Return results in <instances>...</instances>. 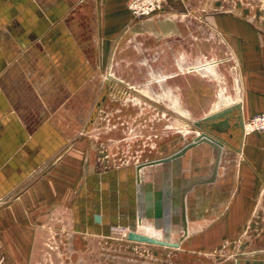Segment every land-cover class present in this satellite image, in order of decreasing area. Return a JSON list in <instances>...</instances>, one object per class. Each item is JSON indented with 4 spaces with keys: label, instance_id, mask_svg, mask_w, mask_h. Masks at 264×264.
<instances>
[{
    "label": "rangeland",
    "instance_id": "374dc122",
    "mask_svg": "<svg viewBox=\"0 0 264 264\" xmlns=\"http://www.w3.org/2000/svg\"><path fill=\"white\" fill-rule=\"evenodd\" d=\"M161 12L178 14L174 38L184 33L183 46L166 35L140 36L133 41L137 61L120 67L112 51L98 66L94 57L83 84L60 82L65 72L58 61L50 77L38 78L37 59L26 52L9 91L30 119L54 123L66 141L58 156L66 160L53 174L56 189L27 187L0 199V264L264 259V121L244 132L249 147L242 152L195 141L200 130L193 123L239 98L246 120H264V0H168L134 19ZM88 16L73 27L88 29L95 56L101 21L96 12ZM173 52L184 54L185 67L166 66ZM67 63V76L81 75L75 52ZM133 77L146 82L127 81ZM143 86L151 92L144 95ZM44 91H51L49 98ZM174 98L189 118L172 110ZM49 173L42 170L29 184ZM98 212L102 224L93 220ZM130 229L181 245L131 241Z\"/></svg>",
    "mask_w": 264,
    "mask_h": 264
},
{
    "label": "crops",
    "instance_id": "0c3cea01",
    "mask_svg": "<svg viewBox=\"0 0 264 264\" xmlns=\"http://www.w3.org/2000/svg\"><path fill=\"white\" fill-rule=\"evenodd\" d=\"M74 9H77L75 13ZM95 12L101 21L100 35L103 38L102 48L93 56L87 39L88 29L82 26L74 28L73 21L80 20L83 23L88 20L89 14ZM177 15L175 12H161L136 20L128 9L127 0H0V199L27 187L29 190L31 187V190L38 188L40 192L56 189L53 174L58 172V162L62 164L63 158L66 160V156H58L66 141L58 134L54 123L49 120L37 123L30 119L29 110L25 109L24 104L15 102L9 91L8 84L14 80L19 66L24 64L26 52H32L33 58L37 59L33 67L38 69V78L50 77L51 69L58 61L65 72L60 82L62 78L66 83L83 84L89 79L88 69L94 66V57H97L95 63L98 66L107 63L112 51L116 52L114 63L120 67L137 61V46H134L133 41H141L140 36L166 35L172 37V44L177 41L183 46L184 33L178 40L174 38L180 31ZM77 36L82 38L79 40ZM74 52L81 61V75L67 76L68 68L70 71L72 68L67 62L72 59ZM167 56L169 61L166 66L176 69L185 67L184 54L181 57L177 53ZM175 73V76H179V73ZM127 81L146 82L136 77ZM49 95L51 91L43 92V96L49 98ZM242 106L246 118L244 102ZM222 136L228 140L226 146L229 148L242 152L249 147L246 139L240 141L226 134ZM203 139L216 144L206 137ZM53 165L56 167L53 168ZM44 169L47 173L50 171L48 177L29 184Z\"/></svg>",
    "mask_w": 264,
    "mask_h": 264
},
{
    "label": "water",
    "instance_id": "95a60500",
    "mask_svg": "<svg viewBox=\"0 0 264 264\" xmlns=\"http://www.w3.org/2000/svg\"><path fill=\"white\" fill-rule=\"evenodd\" d=\"M193 123L200 130V133L194 138L195 141H199L206 137L216 143V145L224 147L228 145V140L222 135L229 134V137L233 138L234 133L231 132L230 129L235 128H239L241 130L239 140L242 141L244 137V114L242 103L237 102L217 112L208 113L198 120H195ZM94 221L96 223H101L102 215L95 213ZM127 239L164 247L178 248L180 246V241L165 240L139 233L135 231V229H130L127 232ZM236 264H264V259H236Z\"/></svg>",
    "mask_w": 264,
    "mask_h": 264
},
{
    "label": "built area",
    "instance_id": "2783aa9c",
    "mask_svg": "<svg viewBox=\"0 0 264 264\" xmlns=\"http://www.w3.org/2000/svg\"><path fill=\"white\" fill-rule=\"evenodd\" d=\"M167 1L168 0H128V6L132 16L134 18H139L149 16L161 9ZM261 119V117H256L254 121L246 120V123H244V132L247 133L248 131H253L255 125L264 121Z\"/></svg>",
    "mask_w": 264,
    "mask_h": 264
},
{
    "label": "bare ground",
    "instance_id": "6f19581e",
    "mask_svg": "<svg viewBox=\"0 0 264 264\" xmlns=\"http://www.w3.org/2000/svg\"><path fill=\"white\" fill-rule=\"evenodd\" d=\"M213 66L214 65H212V64H210V67H212L213 68ZM212 68H210V70L213 72L212 74H214V75H216V76H219L218 75V73L216 72L217 70H214V69H212ZM148 92H151V90H150V87H148V86H143V89H142V93L143 94H146L147 95V93ZM168 93H165L164 94V96H163V98L164 99H167L168 98ZM140 98V97H139ZM141 99V98H140ZM237 102H241L242 103V100H241V98H239L238 99V101ZM172 110H174L177 114H179L181 117H185V118H189L190 116H189V113H187L185 110H183L182 109V107H181V102H180V99L179 98H174L173 99V103H172ZM217 112V111H216ZM211 113H214V112H211ZM177 119V118H176ZM176 119H175V121H176ZM175 123V122H174ZM184 122L183 121H181V120H177V124H183ZM244 123H246V119L244 118ZM184 127H187V124H185L184 123ZM186 129H188V128H186ZM231 130V129H230ZM135 231H137V230H135ZM138 232V231H137ZM139 233H143V234H147V233H144V232H139ZM147 235H150V234H147ZM151 236H153V235H151ZM155 237V236H154ZM159 238V237H158ZM163 239V238H162ZM165 239V238H164ZM165 240H168V239H165ZM171 241H175V240H171ZM181 245V244H180Z\"/></svg>",
    "mask_w": 264,
    "mask_h": 264
},
{
    "label": "flooded vegetation",
    "instance_id": "af4514ba",
    "mask_svg": "<svg viewBox=\"0 0 264 264\" xmlns=\"http://www.w3.org/2000/svg\"><path fill=\"white\" fill-rule=\"evenodd\" d=\"M144 95H146V94H144ZM230 131L233 132V133L236 132V133H234L233 139L235 138V139H238L239 140V137L241 135V130L239 128H235V129H232ZM226 135L229 136V134H226Z\"/></svg>",
    "mask_w": 264,
    "mask_h": 264
}]
</instances>
